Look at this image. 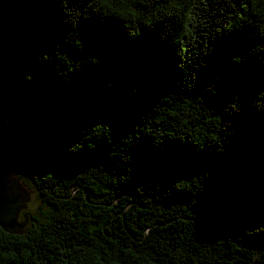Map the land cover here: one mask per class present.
Segmentation results:
<instances>
[{
  "label": "trees",
  "instance_id": "trees-1",
  "mask_svg": "<svg viewBox=\"0 0 264 264\" xmlns=\"http://www.w3.org/2000/svg\"><path fill=\"white\" fill-rule=\"evenodd\" d=\"M0 153V264H264V0H0Z\"/></svg>",
  "mask_w": 264,
  "mask_h": 264
},
{
  "label": "water",
  "instance_id": "water-1",
  "mask_svg": "<svg viewBox=\"0 0 264 264\" xmlns=\"http://www.w3.org/2000/svg\"><path fill=\"white\" fill-rule=\"evenodd\" d=\"M8 172H13L21 176L31 175L29 172H25L23 169L11 165L3 154L0 153V226L5 230L17 226L18 211L21 206L24 205L26 199L20 201L19 196L12 190V184L8 185L6 176ZM20 178V177H19ZM18 178V179H19ZM16 181V180H15ZM15 181H12L13 183ZM22 227L21 224H19Z\"/></svg>",
  "mask_w": 264,
  "mask_h": 264
},
{
  "label": "rangeland",
  "instance_id": "rangeland-1",
  "mask_svg": "<svg viewBox=\"0 0 264 264\" xmlns=\"http://www.w3.org/2000/svg\"><path fill=\"white\" fill-rule=\"evenodd\" d=\"M6 179L7 181H9L8 185L12 184L11 186H12L13 192L15 194L17 192V195H22V197L19 196L20 201H22V199L24 200L28 198L27 200L24 201V205L21 206L18 211L17 223L19 220V224H21L20 222L22 221H20V219H21L22 213H26L25 215L26 217H28L31 212H34V214H38L39 205H40L41 200H39V198L37 197V193H36L33 181L30 178L8 172ZM12 181H15V182L13 183ZM16 227L21 229L19 225H17Z\"/></svg>",
  "mask_w": 264,
  "mask_h": 264
}]
</instances>
